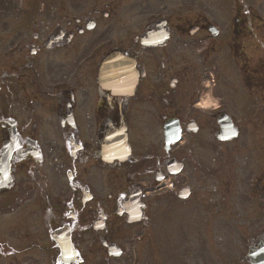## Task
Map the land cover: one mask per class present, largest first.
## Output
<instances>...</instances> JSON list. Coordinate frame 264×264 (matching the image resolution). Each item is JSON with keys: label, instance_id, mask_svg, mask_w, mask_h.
I'll return each mask as SVG.
<instances>
[{"label": "flooded vegetation", "instance_id": "1", "mask_svg": "<svg viewBox=\"0 0 264 264\" xmlns=\"http://www.w3.org/2000/svg\"><path fill=\"white\" fill-rule=\"evenodd\" d=\"M156 1L0 0V264H129L154 207L192 198L177 197L188 177L171 180L168 162L205 167L209 152H194L217 115L199 107V62L222 46L244 58L227 26L250 10L230 0L220 24L187 0ZM109 56L134 76H102ZM167 120L182 140L165 148Z\"/></svg>", "mask_w": 264, "mask_h": 264}, {"label": "rangeland", "instance_id": "2", "mask_svg": "<svg viewBox=\"0 0 264 264\" xmlns=\"http://www.w3.org/2000/svg\"><path fill=\"white\" fill-rule=\"evenodd\" d=\"M256 7L260 9L259 6ZM259 11H261V15L264 16V7ZM228 74L231 75L230 70L228 71ZM233 75L234 74H232V76ZM248 130V128H244L243 131L245 132V135L240 142L231 144V146L237 147L239 151L233 152V154L231 155H226L225 152L228 151L227 149H219L218 163L213 164V166L217 169L218 176L213 179V182H208L206 184L200 185L199 181L196 186H192L193 189H195L196 193L205 192V189H212L215 192L214 195L202 196L201 208L214 205L216 200L221 202L222 194H225L228 198L230 197V195L226 194V188L228 185L234 186L233 183H235V180H233L232 176L225 177V175H228V173L231 175V171L234 172L233 175H244L243 172L249 171V175H251L249 177H253L254 172L259 168L258 163L264 162V153L259 156V151H256L258 150V147L260 145L264 146V144H260L257 141L262 133H256L255 131L253 135V133ZM246 163L247 165L250 164L254 167L251 170H248L247 167H244ZM261 169H263V166ZM261 169L259 168L258 171H262ZM243 186H245V183H243ZM237 187L238 186H235V188ZM249 200V204L246 203L245 205L243 204L235 207V209L237 210L236 214L234 212L232 213L231 207L228 209L225 208L224 202L223 205H220L219 208L213 210V217H211L210 212H203L198 215L199 218L206 220H211L216 216L218 220L217 229L220 234L217 238L218 252L220 255L222 253L221 249L225 248L226 242L228 241L227 239L231 237V240H233L234 242L233 256L231 257L233 258L232 264H245L243 261V254L245 253L247 248V240L250 237L256 235L262 228H264V211H259L255 208V200ZM227 205H231V202L228 201ZM188 215L189 217L187 218H189V220L181 222V228L185 238L189 240L194 246L188 247L187 250L195 247L193 250L194 252H197L198 254L204 253V227L201 226L199 222H197L196 218L192 215L191 212L188 213ZM227 225H230V227H228ZM207 230L209 237H217L215 226L208 227ZM159 234H163V232L161 231L159 232ZM177 261H179V258L177 259ZM217 261H220V257L217 254H214V257L211 260V264H215ZM218 263L219 262H217L216 264ZM195 264H207V259L204 255H199L196 259Z\"/></svg>", "mask_w": 264, "mask_h": 264}]
</instances>
